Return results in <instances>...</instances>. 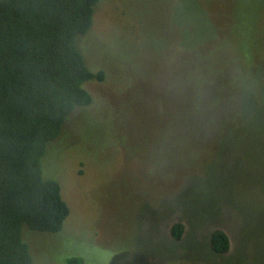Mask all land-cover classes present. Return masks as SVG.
<instances>
[{
  "label": "rangeland",
  "instance_id": "obj_1",
  "mask_svg": "<svg viewBox=\"0 0 264 264\" xmlns=\"http://www.w3.org/2000/svg\"><path fill=\"white\" fill-rule=\"evenodd\" d=\"M80 46L108 78L43 160L71 212L33 264H264V0H102Z\"/></svg>",
  "mask_w": 264,
  "mask_h": 264
},
{
  "label": "trees",
  "instance_id": "obj_2",
  "mask_svg": "<svg viewBox=\"0 0 264 264\" xmlns=\"http://www.w3.org/2000/svg\"><path fill=\"white\" fill-rule=\"evenodd\" d=\"M101 1L0 0V264H33L27 229L59 233L70 215L60 183L44 175L43 160L94 104L86 85L108 78V70L90 68L80 46ZM118 57L128 60L123 52ZM156 105L162 113L160 97ZM94 119L99 126L92 138L98 139L102 122ZM170 230L181 240L186 226L176 222ZM210 238L214 253L230 252L224 230Z\"/></svg>",
  "mask_w": 264,
  "mask_h": 264
}]
</instances>
